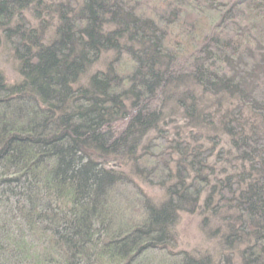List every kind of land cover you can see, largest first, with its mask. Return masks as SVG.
Instances as JSON below:
<instances>
[{"label": "trees", "instance_id": "obj_1", "mask_svg": "<svg viewBox=\"0 0 264 264\" xmlns=\"http://www.w3.org/2000/svg\"><path fill=\"white\" fill-rule=\"evenodd\" d=\"M0 46V264H264V0H0Z\"/></svg>", "mask_w": 264, "mask_h": 264}, {"label": "rangeland", "instance_id": "obj_2", "mask_svg": "<svg viewBox=\"0 0 264 264\" xmlns=\"http://www.w3.org/2000/svg\"><path fill=\"white\" fill-rule=\"evenodd\" d=\"M208 33V32H207ZM173 36V34H172ZM110 56V55H109ZM107 55L102 56L105 60ZM99 64V63H98ZM96 64L93 68H100L101 65ZM126 69V65L124 66ZM0 71L4 74L9 84L17 81V73L15 71V64L12 61L10 50L0 46ZM140 188L148 195L154 202L159 203L163 200V191L157 186L147 185L142 180H136ZM200 214L181 213L179 221L176 225L175 231V250H184L192 254H204L206 252L219 256L227 253L228 250L223 251V246L219 240L218 233L214 234V229L221 222H213L204 226ZM172 246H168L165 250H171ZM173 250V249H172Z\"/></svg>", "mask_w": 264, "mask_h": 264}]
</instances>
